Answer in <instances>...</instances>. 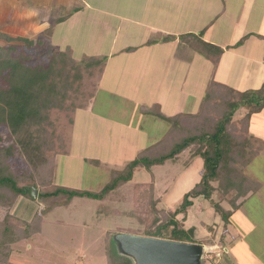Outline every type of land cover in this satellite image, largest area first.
I'll use <instances>...</instances> for the list:
<instances>
[{"label": "rangeland", "instance_id": "374dc122", "mask_svg": "<svg viewBox=\"0 0 264 264\" xmlns=\"http://www.w3.org/2000/svg\"><path fill=\"white\" fill-rule=\"evenodd\" d=\"M145 20L147 28L157 22L178 31L190 29L188 36L191 38L186 41L192 42L190 46L200 56L207 55L211 59L221 56L220 68L223 63L228 65V71L222 69L220 77L217 76L231 89L250 93L264 83V0H21V7L15 12L13 9L4 14L0 12V58L9 53L11 57H21L29 67L51 66L55 73L50 75V80L55 79L58 89L55 96L62 102L60 106L48 107V121L26 125L18 134L5 133L0 126V133H3L0 144L12 145L0 167H7V162L17 177L21 175L18 185L37 189L35 198L23 192L8 205L0 206V229L5 224L10 225L14 236L21 237L9 244L11 236L7 239L0 236V264H107V249L120 258L122 254L113 235L119 232L143 235L140 233L143 226L129 213L133 204L128 199L132 198L136 182L154 181L153 196L158 200L157 205L168 211L177 206L190 179L185 168L196 158L189 150L161 165L134 171L130 182L106 193L103 200L74 197L66 203L64 196H41L55 187L100 191L110 180L113 170H121L134 158L137 150L134 144L141 142V148H144L152 144L154 138L161 139L168 132L167 122L155 124L154 128L149 123L151 114H162L156 106L149 107L146 112L137 110L131 115L132 110L126 108L129 101L121 95L113 97L112 91L129 93L134 89L121 85V79L132 80L131 71L138 56L121 63L124 54L118 51L122 50V45L126 46V52L128 47L142 42L141 37L146 32L141 23ZM192 34L219 47L220 54L209 53L210 47L204 43L197 45ZM149 36L157 38L154 34ZM18 37L28 40L16 39ZM239 46H244L242 53L248 60L239 57L235 49ZM109 50L115 51L112 61L104 69ZM90 56L106 59L97 65L89 62ZM156 58L152 60V63H158L156 67L163 63L169 70L175 69L178 61V57H171L164 50ZM145 88L139 86L135 91L149 97L143 92ZM234 95L226 87L216 86L213 90L208 87L196 110L198 97L193 93L191 99L188 97L187 110L193 111L196 117L191 116L186 121V128L202 125L209 129L227 111V100ZM112 103H117L116 108ZM245 113L242 108L233 114L231 131L248 140L252 151L260 149L261 154L245 170L240 162L236 165L248 182L255 184L260 180L264 184V144L251 137L250 122L246 130ZM112 118L119 120L117 129L108 124ZM253 123L256 134L264 135V119ZM135 127H142L148 133L136 143L131 139L137 131ZM129 128L134 130L128 132ZM48 165L53 167L52 176L45 173ZM42 168L45 169L43 173ZM198 169L195 168L191 178H196ZM177 191L181 192L178 198L173 196ZM233 194L232 190L220 199L215 192L213 200L207 199L210 204L205 198H197L186 217L180 213L176 219L185 228L196 226L194 237L198 244L206 234H210L206 244L213 241L217 244L220 239L216 236V222L222 218V210L230 208ZM32 214L34 219L30 218ZM35 218L41 219V224H37ZM32 223L38 225L40 231L22 239L24 229L30 231ZM222 255L220 247L204 245L201 262L222 264L219 260Z\"/></svg>", "mask_w": 264, "mask_h": 264}, {"label": "trees", "instance_id": "16d2710c", "mask_svg": "<svg viewBox=\"0 0 264 264\" xmlns=\"http://www.w3.org/2000/svg\"><path fill=\"white\" fill-rule=\"evenodd\" d=\"M193 35V34H192ZM180 39L185 42L187 38H191L188 34H182ZM173 38L165 36L161 40L167 41ZM197 40V45L206 44L210 47L209 53L220 54L221 49L214 44L210 45L201 37L193 35ZM16 39L28 40L22 37ZM192 40V39H191ZM241 40L239 41V43ZM188 43V42H187ZM189 45H193L192 42ZM208 53V54H209ZM104 58L90 56L89 62L100 64ZM89 62L87 63L89 65ZM50 66L44 68L41 66H27L21 60L9 53L0 58V77L3 84L0 85V126L2 131L10 134H18L26 125H40L47 120L46 110L50 105H61V100L56 99L55 94L58 93L55 79L50 80V75L55 73ZM63 71V70H62ZM226 87L230 89L234 96H231L227 101V111L208 129L200 126H195L191 129L190 125L186 128V121L194 116L193 114H176L174 116H164L156 114V116L168 123V132L162 137L148 145L146 148L137 152L133 159L117 171L111 172L110 180L98 192L89 190H78L73 188L55 187L52 191L43 192L42 197L50 195L64 196L66 203L70 202L74 197H84L94 200H103L106 193L125 185L130 182L134 171L138 169H149L152 165H161L168 159H173L182 151L189 150L194 157H199L202 160V168L200 170V179L192 188L184 192L178 200L177 206L173 211H168L157 205L158 200L154 198V181L136 182L132 192V198L128 202L133 204L130 215L143 226L141 234L146 236L160 237L178 241H188L199 243L194 238V227L185 228L181 221L176 219L177 215L182 213L185 216L187 208L191 206L192 199L203 196L211 199L213 193L217 192L220 197H225L232 190L234 194L231 196L230 207H236L235 200L242 197L250 189H255V185L247 180L237 168V162L243 166L249 163L254 151L249 149V141L241 136H236L232 133L230 124L233 114L245 109L244 115L246 122V130L248 131L249 122L253 115L264 110V83L262 86L250 93L237 91L217 82H211L209 89L214 87ZM209 96V91L207 92ZM206 99V98H205ZM53 103V104H52ZM60 103V104H58ZM201 105V104H200ZM45 121V122H46ZM3 133H0V138ZM12 145L0 144V163L2 164L3 157L11 151ZM6 159V158H5ZM94 162V160H93ZM4 164V163H3ZM6 166L0 167V206L9 204L18 195L23 192L31 196V188L29 186H20L21 175L18 177L10 169L7 162ZM42 166V164L40 165ZM49 166V165H48ZM48 169L45 173L52 176L53 167H45ZM42 168V173L44 170ZM40 173V172H39ZM44 173V174H45ZM41 173L38 175L40 177ZM238 187H241L238 189ZM233 197V199H232ZM33 208L31 211H33ZM30 211V212H31ZM113 211V209H112ZM115 213H119L115 210ZM230 211L222 210V219L227 221ZM34 219V214L30 218ZM37 224H41V219L35 218ZM5 221V219L3 220ZM2 225V224H1ZM30 231L24 229L22 239L31 237L40 231L39 226L32 223L29 226ZM2 239H9L11 244L20 240L18 236H14V232L10 225L5 224L0 229ZM9 253V251H7ZM127 258L129 260H127ZM107 264H134L129 257L121 255L120 258L115 257L109 249L106 250Z\"/></svg>", "mask_w": 264, "mask_h": 264}, {"label": "crops", "instance_id": "0c3cea01", "mask_svg": "<svg viewBox=\"0 0 264 264\" xmlns=\"http://www.w3.org/2000/svg\"><path fill=\"white\" fill-rule=\"evenodd\" d=\"M19 7H21V0H0V12L2 14L10 11V9H13L15 12ZM141 25L145 26H143V28L146 32L145 36L141 37L142 42H140L139 45L137 44V46L133 45L132 48L128 47L126 52H124L126 50V46L122 45V50H124L118 51L121 54H124V56L120 58L121 63L132 58L135 59L138 56V61L131 71L132 80L127 81L125 79H121V85L134 89L129 93H126L124 90L116 92L112 91L114 93L113 97L121 95L130 102H128L126 108H130L132 110L131 115L136 113L137 110L138 112H146V110L151 106H156L162 115L167 117L174 116L176 114H193V111L187 110V103L189 102L188 97L191 99L193 97V93H196L198 97V100L196 101V110H198L202 98L204 97L211 82H217L223 85L227 84L222 79L219 80L218 78V76L220 77V70L224 69L228 71V65L226 63H223V67L220 68L221 59L223 62V58L221 56L217 57V59H211L207 55L206 57L200 56V53L197 50L193 49L187 42L180 39L179 36L186 33L189 34L188 32H191L190 29H187L188 31L185 30L186 28L183 29L186 32H183L182 30L178 31L177 29L175 30L166 27V24V26L163 27V24H158L157 22H154L149 25V28H147V20L141 23ZM187 28H190V26ZM205 33L206 32L204 31V34ZM151 34H154L157 38L158 36H163L155 39L152 37L150 38L149 35ZM148 36L149 38H147ZM165 36H172L173 38L167 41H162L161 39ZM259 37L261 36L259 35ZM239 40H241V37ZM135 47H138V49ZM243 48L244 46H239L235 49L240 54L239 57H243L245 60H248V57L242 53ZM163 50L168 51L171 57H178L175 69L173 67L169 70V68L164 66L163 63L156 67L158 63H152V60L157 59L156 57L159 56ZM114 51H108L110 56L107 58L104 69L112 61V53ZM151 69H156L157 71L153 72ZM135 75L136 78L133 79ZM168 76L173 77L169 78ZM176 77H178V79L173 80ZM188 79L191 81L188 82ZM228 85L226 86L230 87ZM139 86L142 88L146 87L143 92L149 94V97H145L143 94L135 91L136 87L139 88ZM259 86L261 87L262 85L259 84ZM259 86L258 88H260ZM258 88L256 87V89ZM238 90L241 91L240 89ZM116 105L117 103H112L113 108H116ZM257 119H264V110L252 116L250 121L251 127L249 129L251 137L253 139L262 140L264 144V135L259 133L256 134L257 131L256 129L254 130L255 124L253 121ZM164 122V120L158 118L157 116L152 114L150 115L149 123L152 125V128L155 127V124L160 125V123L164 124ZM108 124L113 125L116 129L120 125L119 120H116V118L110 119ZM135 128L137 131L133 134L131 139L136 143L138 139H142V137H145L148 133L147 130H144L142 127ZM131 129L134 130L133 128H129L128 132H130ZM158 138V136L154 138V141L158 140ZM138 143L141 144V142ZM140 144L133 145L135 146V149H137L136 152H139L147 147L146 145L144 148H141L142 145ZM136 152L135 155L137 154ZM260 154L261 150L257 149V152H254L253 157L249 163L244 166L243 170L249 167L252 160L257 159ZM195 168H199V174L196 175V178H191V176L195 173L194 171H196ZM201 168L202 160L199 157H196L190 166H186V173L188 172L190 179L187 180L186 185L188 186L184 192L188 191L195 183L198 182L200 179ZM178 180H181V177H178ZM257 181L259 182H257L258 184H254L256 187L255 189H250L245 195L237 198L235 200L236 207L234 209L231 207L228 209L230 211V215L228 216L227 221L220 218L221 220L219 219V222H216V236L220 239V241H217V244L214 241L206 244V240L210 238L207 236H210V234H206V237L204 236L201 239L202 241L200 244L203 245V247L204 245H208V247H220L223 255L219 260L222 264H264V184L260 182V180ZM180 191H177L175 195L173 194V196L178 198L184 193H181ZM213 194L211 196V200L215 198V195L213 198ZM197 198L204 199L205 197L200 196ZM197 198L192 199V204L194 200H198ZM222 198L223 197H220V199ZM205 201H207V198H205ZM208 204L210 203L208 202ZM190 207L187 208V213L189 212ZM202 224L206 228L209 227V224L204 222H202ZM190 227H194V230L196 229L195 225H191ZM186 228H189V226H186Z\"/></svg>", "mask_w": 264, "mask_h": 264}, {"label": "water", "instance_id": "95a60500", "mask_svg": "<svg viewBox=\"0 0 264 264\" xmlns=\"http://www.w3.org/2000/svg\"><path fill=\"white\" fill-rule=\"evenodd\" d=\"M35 198L37 189L31 187ZM113 238L120 253L134 264H202L201 244L132 233H115Z\"/></svg>", "mask_w": 264, "mask_h": 264}]
</instances>
